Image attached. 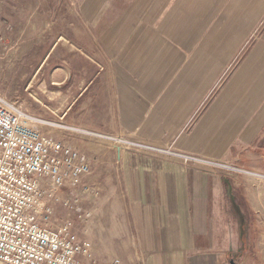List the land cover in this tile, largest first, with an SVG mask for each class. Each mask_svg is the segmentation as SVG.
Returning a JSON list of instances; mask_svg holds the SVG:
<instances>
[{"label":"crops","instance_id":"1","mask_svg":"<svg viewBox=\"0 0 264 264\" xmlns=\"http://www.w3.org/2000/svg\"><path fill=\"white\" fill-rule=\"evenodd\" d=\"M64 1L6 30L40 33L47 119L81 132L41 131L95 169L73 223L84 264H254L264 252L235 245L264 242V0Z\"/></svg>","mask_w":264,"mask_h":264},{"label":"built area","instance_id":"2","mask_svg":"<svg viewBox=\"0 0 264 264\" xmlns=\"http://www.w3.org/2000/svg\"><path fill=\"white\" fill-rule=\"evenodd\" d=\"M50 126L58 127L0 96V264H84L93 258L73 223L87 218L83 199L98 194L95 169L75 147L41 131ZM85 133L112 149L161 151L123 136ZM170 150L165 152L174 154Z\"/></svg>","mask_w":264,"mask_h":264},{"label":"rangeland","instance_id":"3","mask_svg":"<svg viewBox=\"0 0 264 264\" xmlns=\"http://www.w3.org/2000/svg\"><path fill=\"white\" fill-rule=\"evenodd\" d=\"M57 1L63 3V5L66 3L64 0H48V3L54 4L57 3ZM31 8H35V0H0V96L11 104H16L21 108L23 107L22 110L24 112H30L36 116L42 117L44 121L47 120L58 125V127L50 126L47 128L69 131L68 127L59 122L47 119L49 118L46 115L48 112L47 106L51 107L52 105H56L57 100L55 99V95H50L52 99H47L46 92L48 88L44 80L47 77L46 73L44 76L39 74L33 78L42 54V49L35 44L36 42L38 43L37 35L40 33L29 30L27 33L12 32V34H10V32H8L9 30H6V27L11 24H16L19 27L26 25L32 17H24L25 11ZM21 9L26 10L21 14ZM64 16L65 15L61 17ZM32 22L36 23L35 19L32 18ZM35 25L43 27L46 24L40 21ZM19 27H17V30ZM22 41H26V44H22ZM49 91L53 92L50 85ZM44 100H46L45 106L43 105ZM48 102L51 104H48ZM46 131H50V129ZM69 132L77 134L76 131L70 130ZM91 142L97 146L109 149L108 146L98 143L95 139H92ZM235 247L236 250L241 248V252L253 249H261L262 252H264V242L262 241L239 243L235 245ZM244 261L254 264H264V256L248 260L245 259Z\"/></svg>","mask_w":264,"mask_h":264},{"label":"water","instance_id":"4","mask_svg":"<svg viewBox=\"0 0 264 264\" xmlns=\"http://www.w3.org/2000/svg\"><path fill=\"white\" fill-rule=\"evenodd\" d=\"M232 264H234V263L232 262Z\"/></svg>","mask_w":264,"mask_h":264}]
</instances>
